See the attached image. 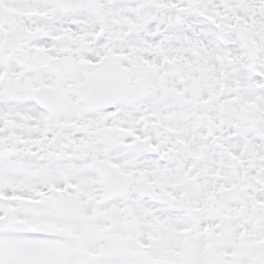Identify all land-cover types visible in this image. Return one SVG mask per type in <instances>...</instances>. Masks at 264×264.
<instances>
[{"label": "snow or ice", "instance_id": "snow-or-ice-1", "mask_svg": "<svg viewBox=\"0 0 264 264\" xmlns=\"http://www.w3.org/2000/svg\"><path fill=\"white\" fill-rule=\"evenodd\" d=\"M0 264H264V0H0Z\"/></svg>", "mask_w": 264, "mask_h": 264}]
</instances>
